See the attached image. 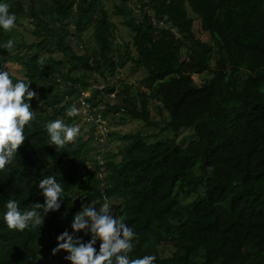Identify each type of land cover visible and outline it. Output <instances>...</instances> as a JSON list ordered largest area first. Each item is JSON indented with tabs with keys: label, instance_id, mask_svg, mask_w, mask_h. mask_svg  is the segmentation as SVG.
<instances>
[{
	"label": "trees",
	"instance_id": "16d2710c",
	"mask_svg": "<svg viewBox=\"0 0 264 264\" xmlns=\"http://www.w3.org/2000/svg\"><path fill=\"white\" fill-rule=\"evenodd\" d=\"M6 2L17 18L30 21L34 41L27 50L11 31L0 30V44L14 41L11 49L0 47V68L10 62L20 66L11 78L30 82L38 98L30 102L36 116L25 126L16 162L0 170V214L8 198L22 210L43 203L36 184L48 174H60L66 198L43 225L23 231L9 229L0 215V264L50 258L65 230L62 221L82 203L105 197L121 205L136 233L130 258L264 264V0H144L138 15L129 7L132 0H123L117 14L132 32L123 45L116 42V25L102 0ZM87 34L95 57L75 48L72 38ZM186 58L209 66L212 76L201 87L189 84ZM129 62L146 71L139 84L108 83ZM100 82L108 83L107 97L94 88ZM151 103L167 118L154 119ZM73 104L94 117L104 105L105 120L119 114L120 122L139 119L158 132L112 133L116 145L94 154L85 133L56 148L44 123L61 118L71 124L77 116H67L66 109ZM85 125L96 134L92 121ZM182 129H191L195 138L185 148L176 138L149 143ZM62 254L57 259L70 264Z\"/></svg>",
	"mask_w": 264,
	"mask_h": 264
},
{
	"label": "clouds",
	"instance_id": "9594fccd",
	"mask_svg": "<svg viewBox=\"0 0 264 264\" xmlns=\"http://www.w3.org/2000/svg\"><path fill=\"white\" fill-rule=\"evenodd\" d=\"M16 19L15 12L10 11L6 0H0V30L13 29ZM0 47L11 49L14 41L9 38ZM30 84L24 80L13 81L9 72L0 68V170L14 165L17 150L26 140L25 126H30V122L35 120L36 111L30 102L38 98V94L30 88ZM79 111L73 104L66 109V115L76 117ZM44 128L56 148L64 147L81 133L77 123L73 121L69 124L61 118L46 121ZM106 146H110V143ZM57 175L60 176L59 173L44 175L36 184L43 203L36 201L30 208L22 210L17 200H6L4 211L0 215L9 229L23 231L43 225L49 212H56L61 208L66 196ZM117 213L118 210L110 206L107 197L102 203H82L81 210L73 216L71 231L65 229L56 237L57 244L52 249V254L65 252L64 258L70 264H155L156 257L151 254L130 258L136 233L123 216ZM85 236L89 238L85 240Z\"/></svg>",
	"mask_w": 264,
	"mask_h": 264
},
{
	"label": "rangeland",
	"instance_id": "374dc122",
	"mask_svg": "<svg viewBox=\"0 0 264 264\" xmlns=\"http://www.w3.org/2000/svg\"><path fill=\"white\" fill-rule=\"evenodd\" d=\"M102 1L104 4V7L108 10L110 21H112L116 25V31H115L116 42L121 45H123V43L125 44L129 43L132 39V32L130 28L124 25L125 16L118 15L117 10H116L118 6L122 5L123 0H102ZM143 1L144 0H132V2L129 3V7H131L135 15L139 14V11L141 7L143 6ZM29 22L30 21L27 20V18L20 16V18H17L15 21V27L10 30L11 34L13 35V39L17 43L25 44L27 50L34 41V38L31 34L32 26L29 24ZM195 27H196L195 30L197 33L201 32L200 25L198 22L195 23ZM89 36L90 35L87 34V35H84V39H81L80 37H73L72 39L74 40V45L77 50L85 52L88 49L91 55L95 57V51H94L95 44ZM199 36L205 42H209V37L206 33H201ZM10 53L11 55H15L18 52L11 51ZM132 54L136 55L137 52L133 50ZM222 64L224 67L225 63L223 62ZM119 68L120 69H117L115 71L116 75L112 77L114 81V85L117 87L118 86L120 87L121 83H129L130 85L137 86L140 80L146 76V71L143 68L137 69L134 66L133 62H129L125 67H119ZM20 69H22L20 66L12 62L6 64L5 66V70H7L9 73H13V72L15 73L17 70H20ZM183 69H184L185 74L189 77V84L196 88L201 87L204 84V82H206L207 79L211 78L212 76L209 70V66L206 63L201 64V65L195 64L189 58H186L183 60ZM224 69H226V67H224ZM87 92L90 93L91 90H88ZM102 95H104V97H107L106 93ZM83 96L84 95H81L80 99H82ZM85 96H88V95L85 94ZM108 97L113 98L114 94L111 93L108 95ZM149 108L151 110V115L154 119L161 120V119L167 118V114H163L164 116L160 114L159 108L155 104L151 103L149 105ZM79 109H80L79 114L77 115L76 119L73 121L80 126V129H81L80 134L85 133L86 138L91 140L90 149L91 151H93L92 152L93 154L97 152L99 149H104L105 147H107L105 144L102 143L105 140L107 143H110V145L111 143L114 146L116 145L115 142L111 141L110 135L112 133L116 135V134H134L138 132H145L147 134H150L153 132H158V129L146 128L145 123L139 119L126 118L125 120L120 122L119 114L109 113L107 117L108 126H109L108 127L109 136L106 138H102V137H99L100 132L98 130H96V134L92 132H91L92 134H90L88 126L85 125L86 122H89V120L85 116V112H87V108H79ZM103 109H104V105H102V108L98 109L99 115H102ZM171 138H176L180 142L183 148L187 147L192 141L195 140V138L193 137V131L191 129H182V131L179 134H175L172 130H169L161 134L159 138L149 140V143H156V142L164 141V140L171 139ZM118 144L119 143H117V145ZM195 198L196 196H192L190 200H194ZM108 201L110 203V206L118 210L117 214L123 216L121 205L112 199H108ZM96 207L98 208L99 205H97ZM72 219H73V216L62 221V226L64 229L71 231L70 225H71ZM62 253L52 255L51 257L53 259L51 257L50 258L44 257L37 264H61L60 260H58L57 257L60 258L61 255H63ZM194 255H195V258L201 257V254L199 253V251L198 253L195 251Z\"/></svg>",
	"mask_w": 264,
	"mask_h": 264
},
{
	"label": "built area",
	"instance_id": "2783aa9c",
	"mask_svg": "<svg viewBox=\"0 0 264 264\" xmlns=\"http://www.w3.org/2000/svg\"><path fill=\"white\" fill-rule=\"evenodd\" d=\"M108 83L114 85L113 79L112 78H109L108 79ZM108 83H105V82L97 83L94 88L98 89L100 91L101 95H102L104 93H107L105 91V88H107ZM85 94H87L88 96L90 95L89 92L84 93L83 94L84 96H83V98L81 100L85 99L84 97H87V96H85ZM83 105H85V102H83ZM85 115H86V117H87V119L89 121H92L96 125V129L100 132L99 137H102V138L108 137L109 129H108L107 120H105L101 115H98V117H94V116H92V114H90L88 112H85ZM102 143L105 144V145H107L106 140L103 141ZM107 148H109V146ZM105 149L106 148H104L103 150L105 151ZM101 150H99V151H101Z\"/></svg>",
	"mask_w": 264,
	"mask_h": 264
}]
</instances>
